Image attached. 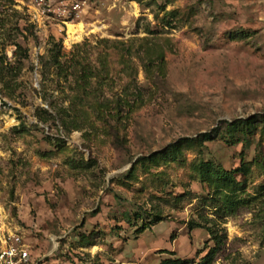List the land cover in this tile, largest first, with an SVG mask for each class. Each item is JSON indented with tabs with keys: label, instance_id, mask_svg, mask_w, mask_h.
Wrapping results in <instances>:
<instances>
[{
	"label": "rangeland",
	"instance_id": "obj_1",
	"mask_svg": "<svg viewBox=\"0 0 264 264\" xmlns=\"http://www.w3.org/2000/svg\"><path fill=\"white\" fill-rule=\"evenodd\" d=\"M57 1L43 16L0 0V246L21 236L41 264L194 263L215 231L213 264H264V0ZM249 117V135L226 133ZM209 162L249 168L234 205L212 196Z\"/></svg>",
	"mask_w": 264,
	"mask_h": 264
},
{
	"label": "trees",
	"instance_id": "obj_2",
	"mask_svg": "<svg viewBox=\"0 0 264 264\" xmlns=\"http://www.w3.org/2000/svg\"><path fill=\"white\" fill-rule=\"evenodd\" d=\"M166 24L172 25L170 22H167ZM16 46H17V51L22 50V47L19 44L16 43ZM5 57L6 56L0 53V74L2 73L4 64L7 61ZM57 63L59 64L58 61ZM84 81L86 83L87 79ZM85 83L80 85V88L85 89L87 86ZM262 120L264 121V118ZM257 121L258 119L256 117H249L248 119H238L232 122H228L226 123L227 124L226 133L232 138H234L237 133L247 136L249 135V131L251 132L252 130H256L258 128L259 123ZM261 126L263 129L264 125L261 124ZM213 139L214 138L211 135V133L206 132V133H202L199 137H196L193 139H187L186 141H184V146L188 147L189 145L191 146L192 144H195L196 142H201V140L211 141ZM181 147L182 145L181 146L175 145L172 147V149H169L167 151H164L158 154H154V156L152 157V160L158 163L160 161L176 159L182 154ZM240 169L242 172H245V173H247L249 170V168L245 167V168H238L232 171V170L225 169L222 166H216L215 164L211 162L204 163L200 167L204 181L208 183V185L211 187V189L215 193L212 196L217 197L218 193H221L225 201L231 205H234L236 203V201L234 200L235 194L239 190L242 189L241 184L235 178V173L240 171ZM238 173H241V172H238ZM146 228L147 226H143L138 231H143ZM211 235H212V239L215 241V247L211 248L208 251V253L205 256H203L199 261L193 263L185 258L169 257V258H165L161 260L159 264H213L215 255L220 249L222 239H220L221 237L217 233H215V231H211Z\"/></svg>",
	"mask_w": 264,
	"mask_h": 264
},
{
	"label": "built area",
	"instance_id": "obj_3",
	"mask_svg": "<svg viewBox=\"0 0 264 264\" xmlns=\"http://www.w3.org/2000/svg\"><path fill=\"white\" fill-rule=\"evenodd\" d=\"M34 9L43 16L61 15L60 8L56 9L57 0H30ZM80 4L74 6L76 10ZM0 264H40L33 258L31 245L21 236H14L0 246Z\"/></svg>",
	"mask_w": 264,
	"mask_h": 264
},
{
	"label": "bare ground",
	"instance_id": "obj_4",
	"mask_svg": "<svg viewBox=\"0 0 264 264\" xmlns=\"http://www.w3.org/2000/svg\"><path fill=\"white\" fill-rule=\"evenodd\" d=\"M83 32V25L80 23L78 25H69V34L71 35L72 39L74 38L76 33H80L77 38L81 37Z\"/></svg>",
	"mask_w": 264,
	"mask_h": 264
}]
</instances>
